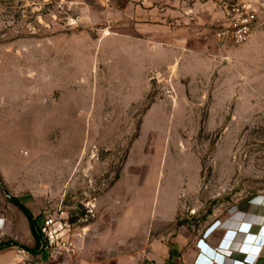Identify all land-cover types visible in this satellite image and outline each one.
I'll return each mask as SVG.
<instances>
[{"label": "rangeland", "instance_id": "1", "mask_svg": "<svg viewBox=\"0 0 264 264\" xmlns=\"http://www.w3.org/2000/svg\"><path fill=\"white\" fill-rule=\"evenodd\" d=\"M215 1L259 23L240 46L212 25L197 55L151 52L174 41L155 0H0V243L24 264H87L133 227L226 226L264 197V0ZM22 206L36 223L62 208L76 258L28 252Z\"/></svg>", "mask_w": 264, "mask_h": 264}, {"label": "crops", "instance_id": "2", "mask_svg": "<svg viewBox=\"0 0 264 264\" xmlns=\"http://www.w3.org/2000/svg\"><path fill=\"white\" fill-rule=\"evenodd\" d=\"M217 5L215 0H155V30L159 32L163 24H170L174 29L171 32L174 41L152 42L151 52L198 55L201 46L209 40V28L223 22V11L221 7L217 11ZM127 49L133 51L130 46ZM236 212H239L238 219L226 226L223 221L199 229L177 224L174 232L168 234L158 232L161 226H165L163 223L153 224L144 231L133 227L130 236L121 242H114L111 250L99 241L93 244L87 254L92 259L87 264H196L201 253L210 261L216 259L217 262L211 264H241L250 257H253L250 264H264V197L254 199ZM244 225L249 226L248 230L243 229ZM208 251L217 256L211 257ZM102 253L104 259L96 260ZM75 256L55 259L73 260ZM80 256V261L84 262L83 253ZM107 256L110 260L106 259ZM26 258V253L16 247L0 250V264H24Z\"/></svg>", "mask_w": 264, "mask_h": 264}, {"label": "built area", "instance_id": "3", "mask_svg": "<svg viewBox=\"0 0 264 264\" xmlns=\"http://www.w3.org/2000/svg\"><path fill=\"white\" fill-rule=\"evenodd\" d=\"M222 11L224 15L223 22L215 30L217 44L221 46H240L247 43L259 23V9L257 6L247 1H238L225 4ZM4 227L5 221L0 216V239L4 237ZM248 228L249 226H243L244 230H248ZM37 233L41 237V248L52 253L55 257L74 256L77 240L82 236L75 225L70 222L62 208L55 212H46L37 222ZM262 233L264 234V229ZM208 254L213 258L217 256L212 252ZM250 259L253 261V257H250ZM215 261L216 259L210 261L201 253L196 260V264H211ZM231 264L239 263L231 262Z\"/></svg>", "mask_w": 264, "mask_h": 264}, {"label": "trees", "instance_id": "4", "mask_svg": "<svg viewBox=\"0 0 264 264\" xmlns=\"http://www.w3.org/2000/svg\"><path fill=\"white\" fill-rule=\"evenodd\" d=\"M21 208H22V211L25 214L28 222L31 225L32 233H33V236L35 238V248L33 250H29V249H26V250L28 252H32L34 255H38L40 253L39 248H40V245H41V237L37 233V223L34 220L32 213L27 208H25L23 206ZM12 246H17V245L14 244V243H12V244L0 243V250L8 248V247H12Z\"/></svg>", "mask_w": 264, "mask_h": 264}, {"label": "clouds", "instance_id": "5", "mask_svg": "<svg viewBox=\"0 0 264 264\" xmlns=\"http://www.w3.org/2000/svg\"><path fill=\"white\" fill-rule=\"evenodd\" d=\"M250 263H252V260L250 258H246L242 264H250ZM216 264H218V263H216ZM224 264H226V262Z\"/></svg>", "mask_w": 264, "mask_h": 264}]
</instances>
